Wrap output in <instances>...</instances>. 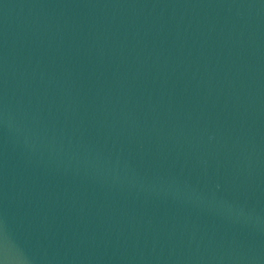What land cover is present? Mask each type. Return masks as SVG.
<instances>
[{
	"label": "water",
	"instance_id": "95a60500",
	"mask_svg": "<svg viewBox=\"0 0 264 264\" xmlns=\"http://www.w3.org/2000/svg\"><path fill=\"white\" fill-rule=\"evenodd\" d=\"M0 264H264V0H0Z\"/></svg>",
	"mask_w": 264,
	"mask_h": 264
}]
</instances>
